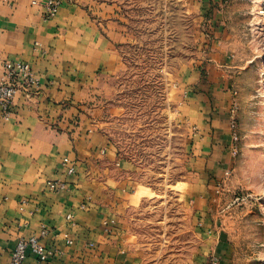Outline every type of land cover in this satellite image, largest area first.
Returning <instances> with one entry per match:
<instances>
[{
	"label": "crops",
	"instance_id": "obj_1",
	"mask_svg": "<svg viewBox=\"0 0 264 264\" xmlns=\"http://www.w3.org/2000/svg\"><path fill=\"white\" fill-rule=\"evenodd\" d=\"M44 1L0 0V82L6 80V59L31 63L40 81L38 88L17 94L10 118L0 104V264H10L21 238L44 228L50 232L43 238L49 250L43 264H143L139 215L160 197L159 189L143 180L141 163L112 139L106 115L115 113L113 77L125 71L127 48L145 35L139 13L153 0H61L51 18ZM220 1L200 4L210 9ZM223 55L210 58L214 66H228ZM187 73L182 94L198 83L192 82L198 73ZM199 88L190 90L183 108L198 122V180L183 182L187 188L180 193L191 206L192 189L199 191L196 221L209 214L202 208L210 170L225 166L229 136L227 93L214 99V86L202 79ZM66 157L76 164L72 175L63 165ZM49 179L66 180L68 187L51 190ZM209 227L203 221L195 226L201 261L210 245L225 251L224 240ZM28 262L37 264L32 255Z\"/></svg>",
	"mask_w": 264,
	"mask_h": 264
},
{
	"label": "rangeland",
	"instance_id": "obj_2",
	"mask_svg": "<svg viewBox=\"0 0 264 264\" xmlns=\"http://www.w3.org/2000/svg\"><path fill=\"white\" fill-rule=\"evenodd\" d=\"M185 1L153 0L139 13L145 35L127 48L125 71L113 77L115 113L106 115L112 139L141 163L143 180L159 189V200L139 215L143 264H264V0H221L210 9L200 0ZM217 53L227 67L214 66L210 58ZM185 67L199 77L182 94ZM201 79L214 86V99L227 93L229 117L225 166L210 170L202 208L209 212L202 221L224 240L225 251L210 245L204 261L195 233L202 222L195 219L199 191L192 189L191 206L180 196L183 182L198 180V122L183 108L191 91L203 90Z\"/></svg>",
	"mask_w": 264,
	"mask_h": 264
},
{
	"label": "built area",
	"instance_id": "obj_3",
	"mask_svg": "<svg viewBox=\"0 0 264 264\" xmlns=\"http://www.w3.org/2000/svg\"><path fill=\"white\" fill-rule=\"evenodd\" d=\"M43 5L46 8V17L51 18L59 12L61 0H45ZM2 65L6 80L0 82V104L3 108L5 118H10L17 94L21 90L29 92L38 88L40 86V81L32 64L27 61L6 59ZM63 165L66 167V171L69 175L76 172V164L70 158H64ZM47 186L51 190L61 191L68 187V182L63 179H49L47 181ZM72 217V214L68 215V218ZM49 232V228H44L40 235L33 234L21 238L12 252L10 264H31L28 262V258L31 255L36 258L37 264H43L49 257V250L43 238L49 234ZM204 264L221 263L211 261Z\"/></svg>",
	"mask_w": 264,
	"mask_h": 264
}]
</instances>
